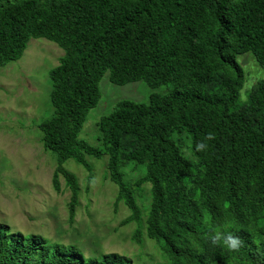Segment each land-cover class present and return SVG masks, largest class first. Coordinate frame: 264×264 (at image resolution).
<instances>
[{
  "label": "trees",
  "instance_id": "obj_1",
  "mask_svg": "<svg viewBox=\"0 0 264 264\" xmlns=\"http://www.w3.org/2000/svg\"><path fill=\"white\" fill-rule=\"evenodd\" d=\"M30 38L63 51L48 72L51 113L37 128L54 155L53 189L61 176L70 190V219L78 183L63 163L82 165L90 179L86 157L104 154L115 204L130 211L121 224L137 223V243L143 226L162 253L154 264H264V78L238 104L244 73L236 61L251 52L264 68V0H0V66L18 60ZM105 73L115 85L171 88L145 102L118 100L96 122L98 147L78 134ZM175 134L190 137L195 168ZM130 162L146 170L128 183L121 169ZM144 183L141 224L135 191ZM226 231L242 241L238 250L212 244ZM0 264L138 263L115 253L86 257L0 223Z\"/></svg>",
  "mask_w": 264,
  "mask_h": 264
},
{
  "label": "rangeland",
  "instance_id": "obj_2",
  "mask_svg": "<svg viewBox=\"0 0 264 264\" xmlns=\"http://www.w3.org/2000/svg\"><path fill=\"white\" fill-rule=\"evenodd\" d=\"M63 51L45 38H30L22 56L0 66V223L15 234L42 238L76 246L84 256L115 253L138 264H154L161 251L154 240L146 238L143 226L138 230L140 243L132 240L138 229L135 222L121 224L130 215L122 203L115 204L117 186L106 177L107 156L86 157L92 167L91 178L85 168L69 159L63 166L75 175L78 197L74 216L69 218L70 190L59 176L60 191L52 187L54 155L46 152L39 140L37 124L51 113L49 70L56 66ZM244 76L237 103L247 101L252 86L264 78L251 52L237 55ZM170 85L150 87L144 81L115 85L108 73L101 78V99L89 110L78 138L100 146L96 122L108 114L121 99L147 101L153 93L164 94ZM181 150L195 168L197 159L190 151V137L175 134ZM131 183L145 173L144 164L128 163L121 169ZM149 184L135 191L141 212V224L150 200Z\"/></svg>",
  "mask_w": 264,
  "mask_h": 264
},
{
  "label": "clouds",
  "instance_id": "obj_3",
  "mask_svg": "<svg viewBox=\"0 0 264 264\" xmlns=\"http://www.w3.org/2000/svg\"><path fill=\"white\" fill-rule=\"evenodd\" d=\"M206 145L201 142L197 144L198 149L205 148ZM212 244H220L226 246L229 250H238L241 246L242 241L240 238L231 231L216 233L211 236Z\"/></svg>",
  "mask_w": 264,
  "mask_h": 264
}]
</instances>
